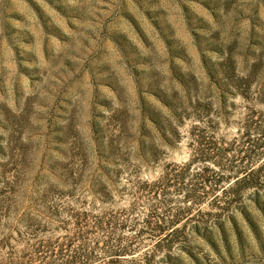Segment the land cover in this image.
<instances>
[{"label":"rangeland","instance_id":"obj_1","mask_svg":"<svg viewBox=\"0 0 264 264\" xmlns=\"http://www.w3.org/2000/svg\"><path fill=\"white\" fill-rule=\"evenodd\" d=\"M64 263L264 264V0H0V264Z\"/></svg>","mask_w":264,"mask_h":264},{"label":"trees","instance_id":"obj_2","mask_svg":"<svg viewBox=\"0 0 264 264\" xmlns=\"http://www.w3.org/2000/svg\"><path fill=\"white\" fill-rule=\"evenodd\" d=\"M115 253H117V254H115V255H118L119 253H124L123 251H118V252H115ZM65 264V263H64Z\"/></svg>","mask_w":264,"mask_h":264}]
</instances>
